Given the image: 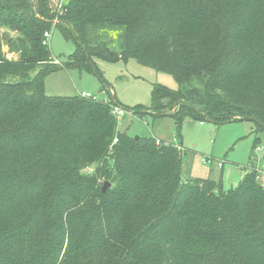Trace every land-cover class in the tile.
Listing matches in <instances>:
<instances>
[{
  "label": "trees",
  "instance_id": "16d2710c",
  "mask_svg": "<svg viewBox=\"0 0 264 264\" xmlns=\"http://www.w3.org/2000/svg\"><path fill=\"white\" fill-rule=\"evenodd\" d=\"M52 28L74 44L62 65L43 43ZM129 58L177 83L125 108L139 117L264 130V0H0V264H264L252 160L225 191L184 179V149L117 129L104 81L107 100L44 92L50 72L100 76L95 59Z\"/></svg>",
  "mask_w": 264,
  "mask_h": 264
},
{
  "label": "rangeland",
  "instance_id": "374dc122",
  "mask_svg": "<svg viewBox=\"0 0 264 264\" xmlns=\"http://www.w3.org/2000/svg\"><path fill=\"white\" fill-rule=\"evenodd\" d=\"M51 1L57 9L64 0ZM48 45L52 58L59 65L74 51L73 42L64 39L57 28L51 29ZM112 46L116 47V43ZM2 51L8 60H13L16 56L6 45L2 46ZM94 63L100 76L93 70L78 68H61L50 72L44 79L45 94L69 96L85 91L107 100L109 93L101 90L104 81L109 86L106 89L111 96H115L119 104L117 106L123 109L122 115L116 118L120 132L124 131L131 136H153L157 141L184 148L186 152L182 150L181 156L182 178L210 177L217 180L220 177L222 189L225 191L237 185L245 167L252 160L259 176L258 181L264 184V130L255 131L256 124L253 121L243 119L215 123L184 118L179 127H176L174 119L169 115L146 114L139 117L132 109L125 108L148 107L153 85L161 84L176 89L174 78L168 73L142 65L133 58L126 61L95 59ZM256 137L259 138V145L253 149ZM205 158H210L212 162H203ZM217 162H222V166H217ZM83 169L86 172L92 171H89L90 166Z\"/></svg>",
  "mask_w": 264,
  "mask_h": 264
},
{
  "label": "built area",
  "instance_id": "2783aa9c",
  "mask_svg": "<svg viewBox=\"0 0 264 264\" xmlns=\"http://www.w3.org/2000/svg\"><path fill=\"white\" fill-rule=\"evenodd\" d=\"M60 7H61V4L59 5L58 8H60ZM43 36H44L43 43L44 44H49V39H50V36H51V30L50 31H45L43 33ZM54 63H58V61L54 60ZM79 94L81 96H83V97H92L93 99L96 98L95 95L89 94L88 92H85V91H81V92H79ZM112 111H113V114H114V116L116 118H119L122 115V113H123V109L118 107V106H114ZM115 142H117V137H115L113 139V143H115ZM203 162L211 163L212 161H211L210 158H205V159H203ZM217 166L221 167L222 166V162H217Z\"/></svg>",
  "mask_w": 264,
  "mask_h": 264
},
{
  "label": "water",
  "instance_id": "95a60500",
  "mask_svg": "<svg viewBox=\"0 0 264 264\" xmlns=\"http://www.w3.org/2000/svg\"><path fill=\"white\" fill-rule=\"evenodd\" d=\"M50 6L52 9H55V3L53 1H49ZM138 136H135V138H137ZM110 186L109 182L105 181L103 186H102V191H105L108 187Z\"/></svg>",
  "mask_w": 264,
  "mask_h": 264
},
{
  "label": "clouds",
  "instance_id": "9594fccd",
  "mask_svg": "<svg viewBox=\"0 0 264 264\" xmlns=\"http://www.w3.org/2000/svg\"><path fill=\"white\" fill-rule=\"evenodd\" d=\"M89 171H91V169H89Z\"/></svg>",
  "mask_w": 264,
  "mask_h": 264
},
{
  "label": "crops",
  "instance_id": "0c3cea01",
  "mask_svg": "<svg viewBox=\"0 0 264 264\" xmlns=\"http://www.w3.org/2000/svg\"><path fill=\"white\" fill-rule=\"evenodd\" d=\"M183 148V147H182ZM184 149V148H183Z\"/></svg>",
  "mask_w": 264,
  "mask_h": 264
}]
</instances>
